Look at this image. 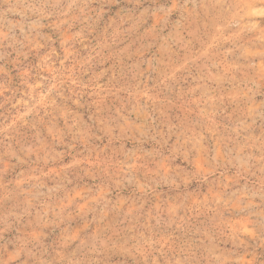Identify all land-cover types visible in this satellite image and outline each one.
Masks as SVG:
<instances>
[{"label":"rangeland","instance_id":"1","mask_svg":"<svg viewBox=\"0 0 264 264\" xmlns=\"http://www.w3.org/2000/svg\"><path fill=\"white\" fill-rule=\"evenodd\" d=\"M0 264H264V0H0Z\"/></svg>","mask_w":264,"mask_h":264}]
</instances>
